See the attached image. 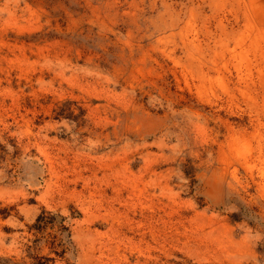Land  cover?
<instances>
[{
	"label": "rangeland",
	"instance_id": "rangeland-1",
	"mask_svg": "<svg viewBox=\"0 0 264 264\" xmlns=\"http://www.w3.org/2000/svg\"><path fill=\"white\" fill-rule=\"evenodd\" d=\"M0 264H264V0H0Z\"/></svg>",
	"mask_w": 264,
	"mask_h": 264
}]
</instances>
